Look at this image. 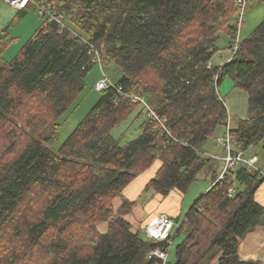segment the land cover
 <instances>
[{
  "label": "trees",
  "instance_id": "16d2710c",
  "mask_svg": "<svg viewBox=\"0 0 264 264\" xmlns=\"http://www.w3.org/2000/svg\"><path fill=\"white\" fill-rule=\"evenodd\" d=\"M39 5L83 37L42 19L0 66V264H209L215 250L217 264H264L238 256L264 218L254 200L264 177L240 166L216 182V160L199 149L226 124L217 91L225 78L247 96L246 118L231 130L234 149L264 148V21L217 67L210 60L218 34H227L231 47L237 37L239 24L228 25L234 0H29L27 8ZM97 63L119 68L120 78L98 91L96 104L52 150L58 119ZM138 105L146 110L139 134L122 144L110 132ZM20 126L26 137L18 136ZM154 166L138 195L154 192L156 209L173 194L181 209L198 173L212 175L207 191L171 217L178 226L170 241L132 233L121 217L126 202L118 215L112 208ZM25 201L26 214L18 211ZM102 222L105 233L97 230ZM154 250L167 254L164 263L150 256Z\"/></svg>",
  "mask_w": 264,
  "mask_h": 264
},
{
  "label": "rangeland",
  "instance_id": "374dc122",
  "mask_svg": "<svg viewBox=\"0 0 264 264\" xmlns=\"http://www.w3.org/2000/svg\"><path fill=\"white\" fill-rule=\"evenodd\" d=\"M5 0H0V42H1V56H0V66L2 63L9 62L13 60L17 54L19 53L21 46L32 37L33 32L42 24V19L38 16L37 9L30 10L26 8V13L22 16L18 14V10H14L10 8V6L5 2ZM234 9L235 14L233 19L229 22L228 25L235 27V24L239 22V14H238V6L236 0H234ZM264 21V0H251L246 6L244 7L243 15H242V24L236 25L237 29V37L235 40L236 45L237 41L244 40L248 36H250L253 31ZM66 27L69 28L72 32L76 33L83 37L80 32L75 30L69 24H66ZM239 28V31H238ZM6 37H5V36ZM232 39L225 33L221 32L218 34V41L216 42V47L218 50L214 52L210 63L213 66L221 67L223 64H226L230 59L231 55L229 53V49L231 47ZM120 69L104 63H97L91 66L90 70L84 77V88L81 93L75 98L74 102L67 108L66 111L61 115L58 119L59 127L58 129V136L56 142L50 145V148L54 151H57L68 136L74 131L76 126L84 119V117L88 114L89 110L96 104L97 100L99 99L100 93L94 89V84L100 81L104 76L111 82L115 83L120 78ZM224 84L229 85V88L224 89ZM230 89V93L229 90ZM217 91L219 96L222 98L227 114L229 117L228 124L230 130L232 128V124L236 123L240 119L246 118L247 115V96L246 93L242 90L233 87V83L228 78H225L223 82L217 87ZM139 115V117H137ZM146 116V110L143 106L138 105L133 109L132 114L126 120L118 123L114 126L111 130V136L114 139H121V143H125L136 138L139 134L138 127L141 124L142 120ZM227 117V119H228ZM231 118V119H230ZM227 121V120H226ZM232 124H231V122ZM227 125L223 126V134L226 131ZM21 132L17 133L19 137H26V129L23 126H20ZM25 135H24V134ZM222 134V135H223ZM30 136V135H29ZM221 135L218 137L220 138ZM5 139V137H2ZM217 139V138H215ZM214 144L213 140H208L202 147H200V151L204 150L205 145ZM220 148V147H219ZM235 148V147H234ZM233 148V149H234ZM222 148H220L221 150ZM235 150V149H234ZM236 151V150H235ZM242 152V151H241ZM223 153V150H222ZM243 153V158L246 161H253L255 163L256 169L260 170V173L264 172V148L262 143H258L246 149ZM203 154L207 157H211L203 151ZM225 154L223 153L222 157L219 161L222 162L223 157ZM13 156H11L12 158ZM10 158V159H11ZM218 157H214L216 160ZM216 160L215 162H219ZM223 166V163H222ZM156 170V166L145 173H140L136 177L135 181L144 180L147 181L149 178L154 176ZM222 171V168H221ZM220 171V172H221ZM262 171V172H261ZM220 174V173H219ZM264 174V173H263ZM211 176L204 174V172L198 173L196 176L198 181L197 184H194V187L199 185H208L210 186L211 183ZM134 181V182H135ZM126 192V191H125ZM129 192H136L134 191L133 187L129 188L128 194L121 193V195L117 196L112 201V208L115 215H118L119 211L121 212V207L123 202H126V206L128 208L125 215L121 214L122 218L125 220L129 219L132 223V233H138L144 239H147L144 233V229L146 227L140 228V220H138V216L140 210L142 209V204L147 202L154 192H148L147 194L138 195L136 194L135 198L130 196ZM141 197V199H138ZM26 201L23 202V205L20 206L19 212L26 214ZM129 205V206H128ZM127 208L123 209L126 210ZM165 215V214H158ZM155 216V217H156ZM168 216V215H166ZM168 218L172 219L168 216ZM173 220V219H172ZM174 221V220H173ZM175 222V221H174ZM264 222V218L262 219ZM177 223V222H176ZM178 226V223H177ZM97 230L99 233H105L107 231V222L99 223L97 226ZM142 230V231H141ZM140 231V233H139ZM10 234H6L5 241L7 243ZM148 240V239H147ZM220 257L219 250H215L211 259L209 260V264H217L218 259Z\"/></svg>",
  "mask_w": 264,
  "mask_h": 264
},
{
  "label": "built area",
  "instance_id": "2783aa9c",
  "mask_svg": "<svg viewBox=\"0 0 264 264\" xmlns=\"http://www.w3.org/2000/svg\"><path fill=\"white\" fill-rule=\"evenodd\" d=\"M5 2L13 8L14 10H25L29 4V0H5ZM238 6V14H239V27L242 24V15L244 11V7L248 4V0H236ZM38 16L44 20V22H57L60 24L61 30H66V25L61 23V19L54 15L53 12L49 11L45 5H39L36 7ZM239 31V28H238ZM237 47V43L235 46L230 47L229 53L232 56L235 54ZM97 55V53H95ZM110 85L109 80L104 76L100 81H98L94 88L97 91H101L107 88ZM133 102L141 103L142 105L146 106L144 99L139 97H131ZM228 120L226 121L227 127L226 131L220 138L215 140V143L220 145L223 153L225 156L222 159V171L218 175L216 182L220 180H224L226 177L230 176L234 171L238 169L240 166H245L246 168L256 169L255 163L253 161H246L243 158V153L241 151H235L233 148L235 147V143L232 139V133L230 128L228 127ZM168 133V132H167ZM262 177H264L263 173H260ZM231 193V190H229ZM177 226V223L174 222L172 219L168 218L166 215H159L154 217L145 227L144 233L148 240L154 241H163L168 240L170 241L173 239L174 234L170 238V234L172 233L174 227ZM150 256H154L158 259H161L163 263L166 261L167 254L160 250H154L150 253Z\"/></svg>",
  "mask_w": 264,
  "mask_h": 264
},
{
  "label": "crops",
  "instance_id": "0c3cea01",
  "mask_svg": "<svg viewBox=\"0 0 264 264\" xmlns=\"http://www.w3.org/2000/svg\"><path fill=\"white\" fill-rule=\"evenodd\" d=\"M5 3V2H4ZM26 12H24L25 14ZM22 16V15H21ZM229 88V85L224 84V89ZM230 93V89H228ZM231 119V118H230ZM241 120V119H240ZM239 120V121H240ZM231 122V121H230ZM232 124V122H231ZM238 125V121L234 124H232L231 129H236ZM223 134V128H220L214 135L213 142L214 144L210 145H205L204 146V152L211 156L210 158L218 157L216 160H220L222 157V149L220 150L221 146L215 143V138H218L220 135ZM203 146V145H202ZM201 146V147H202ZM220 147V148H219ZM216 173L221 171L222 168V162L219 161L218 163L216 162ZM262 172V171H261ZM264 173V172H263ZM207 174V173H205ZM209 175V174H207ZM146 179L144 180H138L135 181L130 187L134 189V192H129L130 196L132 198L136 197L137 192L140 191L142 185L144 184ZM197 184V183H195ZM208 185H202L201 183L194 187L192 186L191 191L188 193L186 196V201L182 204L181 209L179 207V204L177 202V196L173 194L170 199L164 201L162 203V207L158 205L157 209L151 206V202L149 200L145 203H143L142 209L140 210L138 220H140V223L145 221L148 217H153L158 214H165L170 217H177L181 215L185 210L189 207V205L192 203L194 199H196L199 195L205 193L208 189ZM129 190V189H128ZM128 190H126V194H128ZM138 199H141L139 197ZM254 200L257 203H260L261 205H264V183L259 187V189L255 192L254 194ZM130 223H132L129 219H127ZM142 222V223H143ZM142 223L140 224V228L142 227ZM142 231V230H141ZM140 233V231H139ZM238 256L240 257L241 260L243 261H252V262H264V222H262L261 225L257 226L254 228L251 232H249L242 242L240 243L239 249H238ZM213 264V263H212Z\"/></svg>",
  "mask_w": 264,
  "mask_h": 264
}]
</instances>
